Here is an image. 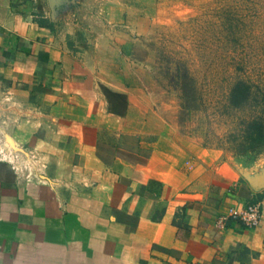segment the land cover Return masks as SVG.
Listing matches in <instances>:
<instances>
[{
  "label": "crops",
  "instance_id": "crops-1",
  "mask_svg": "<svg viewBox=\"0 0 264 264\" xmlns=\"http://www.w3.org/2000/svg\"><path fill=\"white\" fill-rule=\"evenodd\" d=\"M124 0H0V264H264L218 219L252 173L184 140L140 82Z\"/></svg>",
  "mask_w": 264,
  "mask_h": 264
},
{
  "label": "rangeland",
  "instance_id": "rangeland-1",
  "mask_svg": "<svg viewBox=\"0 0 264 264\" xmlns=\"http://www.w3.org/2000/svg\"><path fill=\"white\" fill-rule=\"evenodd\" d=\"M124 1L132 8L125 47L158 114L190 144L252 173V200L263 201L264 145L238 146L260 107L232 102L230 90L244 78L264 91V0Z\"/></svg>",
  "mask_w": 264,
  "mask_h": 264
},
{
  "label": "trees",
  "instance_id": "trees-1",
  "mask_svg": "<svg viewBox=\"0 0 264 264\" xmlns=\"http://www.w3.org/2000/svg\"><path fill=\"white\" fill-rule=\"evenodd\" d=\"M256 92H253L252 82H248L244 78L235 79L230 90L232 102L234 100L238 105H241L255 99L254 101H257L260 107L257 114H254L243 124L245 135L243 134L242 140L238 143L242 149L256 150L260 144L264 145V91L260 89V93Z\"/></svg>",
  "mask_w": 264,
  "mask_h": 264
},
{
  "label": "built area",
  "instance_id": "built-area-1",
  "mask_svg": "<svg viewBox=\"0 0 264 264\" xmlns=\"http://www.w3.org/2000/svg\"><path fill=\"white\" fill-rule=\"evenodd\" d=\"M5 152L4 146L0 142V155ZM263 217V206L259 199L252 200L242 206H231L218 219V225L225 227L230 220H236L245 227H256L260 225Z\"/></svg>",
  "mask_w": 264,
  "mask_h": 264
}]
</instances>
